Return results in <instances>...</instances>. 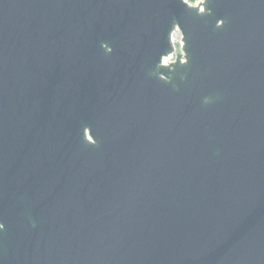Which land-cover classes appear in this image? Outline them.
Segmentation results:
<instances>
[{"label": "water", "instance_id": "water-1", "mask_svg": "<svg viewBox=\"0 0 264 264\" xmlns=\"http://www.w3.org/2000/svg\"><path fill=\"white\" fill-rule=\"evenodd\" d=\"M0 264H264V0H0Z\"/></svg>", "mask_w": 264, "mask_h": 264}, {"label": "rangeland", "instance_id": "rangeland-1", "mask_svg": "<svg viewBox=\"0 0 264 264\" xmlns=\"http://www.w3.org/2000/svg\"><path fill=\"white\" fill-rule=\"evenodd\" d=\"M187 1L189 3H191V4H194V3H197V2H199L201 0H187ZM180 37H181V35H180V33L178 31L173 34V43L175 45L176 52L179 50ZM173 59H174V56L171 57V60H173Z\"/></svg>", "mask_w": 264, "mask_h": 264}]
</instances>
